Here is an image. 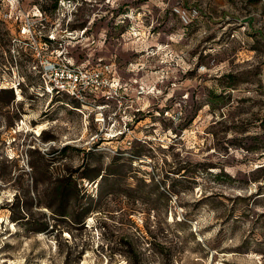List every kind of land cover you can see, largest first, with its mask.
I'll return each mask as SVG.
<instances>
[{
  "label": "rangeland",
  "instance_id": "1",
  "mask_svg": "<svg viewBox=\"0 0 264 264\" xmlns=\"http://www.w3.org/2000/svg\"><path fill=\"white\" fill-rule=\"evenodd\" d=\"M64 50L122 105L45 94ZM0 264H264V0H0Z\"/></svg>",
  "mask_w": 264,
  "mask_h": 264
},
{
  "label": "built area",
  "instance_id": "2",
  "mask_svg": "<svg viewBox=\"0 0 264 264\" xmlns=\"http://www.w3.org/2000/svg\"><path fill=\"white\" fill-rule=\"evenodd\" d=\"M35 17L43 19L41 12ZM31 24L32 21L28 18L22 33L31 34ZM53 40L50 35L44 45L47 46ZM33 71L39 74L44 93L51 97H66L82 106L100 100L103 103L98 108L107 105L111 100L117 101L119 106L122 105L125 88L112 62L98 60L97 63H92L85 59L76 63L69 56V51L64 50L56 57L41 60L33 66Z\"/></svg>",
  "mask_w": 264,
  "mask_h": 264
},
{
  "label": "bare ground",
  "instance_id": "3",
  "mask_svg": "<svg viewBox=\"0 0 264 264\" xmlns=\"http://www.w3.org/2000/svg\"><path fill=\"white\" fill-rule=\"evenodd\" d=\"M21 99V95H19V97H18V100H20ZM70 107V106H69ZM99 120H102V119H99ZM24 123V122H23ZM43 123V122H42ZM45 124H39L38 126H37V128H36V133L37 134H40V133H43V131L45 130ZM45 133V132H44ZM43 133V134H44Z\"/></svg>",
  "mask_w": 264,
  "mask_h": 264
},
{
  "label": "trees",
  "instance_id": "4",
  "mask_svg": "<svg viewBox=\"0 0 264 264\" xmlns=\"http://www.w3.org/2000/svg\"><path fill=\"white\" fill-rule=\"evenodd\" d=\"M57 197H61V199L64 201L66 200L67 194H56ZM60 215H67L66 212H59Z\"/></svg>",
  "mask_w": 264,
  "mask_h": 264
}]
</instances>
